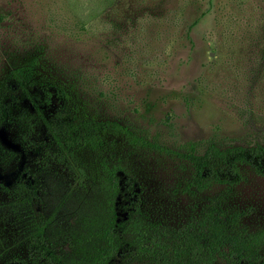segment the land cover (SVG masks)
<instances>
[{"label":"rangeland","instance_id":"obj_1","mask_svg":"<svg viewBox=\"0 0 264 264\" xmlns=\"http://www.w3.org/2000/svg\"><path fill=\"white\" fill-rule=\"evenodd\" d=\"M31 56L41 101L56 104L58 87L74 114L116 120L159 148L112 135L99 152L32 157L21 146L43 139L38 127L0 126V264H30L29 215L6 189L25 166L50 218L46 237L67 260L84 254L87 225L102 219L106 159L137 178L154 222L176 225L220 195L249 229L264 226V177L248 170L230 190L199 191L166 152L264 144V0H0V78Z\"/></svg>","mask_w":264,"mask_h":264},{"label":"trees","instance_id":"obj_2","mask_svg":"<svg viewBox=\"0 0 264 264\" xmlns=\"http://www.w3.org/2000/svg\"><path fill=\"white\" fill-rule=\"evenodd\" d=\"M35 66L36 57L24 58L0 78V126L38 127L43 135L37 140L25 137L21 147L27 156L48 154L52 149L69 154L82 149L99 152L112 135L135 146L159 148L116 120L74 114L58 87L54 88L56 104L41 101ZM197 147L166 151L187 163L188 186L196 190L213 186L230 190L245 180L248 170L264 177V144L260 142L222 146L210 141ZM102 165L106 195L102 219L90 220L89 248L71 260L46 237L50 218L38 200L35 170L25 166L16 174L6 189L11 204L29 215L30 264H264V226L249 229L243 223V212L226 208L222 196L208 198L176 225L154 222L142 211L141 186L132 172L118 161L106 159Z\"/></svg>","mask_w":264,"mask_h":264}]
</instances>
